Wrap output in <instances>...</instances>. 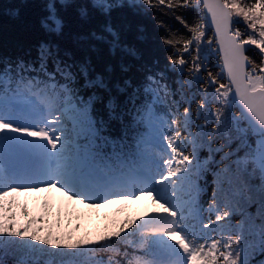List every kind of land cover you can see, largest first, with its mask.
Masks as SVG:
<instances>
[{
  "label": "snow or ice",
  "instance_id": "snow-or-ice-1",
  "mask_svg": "<svg viewBox=\"0 0 264 264\" xmlns=\"http://www.w3.org/2000/svg\"><path fill=\"white\" fill-rule=\"evenodd\" d=\"M0 16L19 24L0 47V264H264V0ZM48 191L154 207L95 235L20 222L8 198Z\"/></svg>",
  "mask_w": 264,
  "mask_h": 264
},
{
  "label": "rangeland",
  "instance_id": "rangeland-1",
  "mask_svg": "<svg viewBox=\"0 0 264 264\" xmlns=\"http://www.w3.org/2000/svg\"><path fill=\"white\" fill-rule=\"evenodd\" d=\"M13 195L14 199L12 197L8 199L12 198L15 200L12 211L18 219L23 220L22 217L24 216L20 217L21 209H23L30 216H46L49 224L54 226L55 223H51V219L48 216V214L52 213L55 215L57 222L60 223L62 230L75 232L77 236H82L86 233L98 234L106 226L119 222L125 216H143L145 211H151L154 207L151 200L146 197L132 203L121 201L107 208L85 209L82 205L68 201L55 191L16 193ZM49 207L51 209L58 207V211L55 213V210H50ZM77 225H79L78 229Z\"/></svg>",
  "mask_w": 264,
  "mask_h": 264
},
{
  "label": "trees",
  "instance_id": "trees-1",
  "mask_svg": "<svg viewBox=\"0 0 264 264\" xmlns=\"http://www.w3.org/2000/svg\"><path fill=\"white\" fill-rule=\"evenodd\" d=\"M19 27V24L17 22H12L10 20H8L7 18L0 16V47H3V44L5 43V41H7L8 39H10V37L12 36V34L17 30V28ZM14 196V195H12ZM11 196V197H12ZM13 198V197H12ZM12 198H10V200L13 201V203H15ZM58 208V207H57ZM51 209L49 207L50 210H55V213L58 211V209ZM85 208V207H84ZM87 209V208H85ZM90 209V208H89ZM22 211H24L23 209H21ZM22 211L20 212V217H22ZM49 211V210H48ZM48 213V212H47ZM48 216L51 219V223L54 222L55 224L57 223V219L55 218V215L50 213L48 214ZM22 219H18L20 222L24 221V217H22Z\"/></svg>",
  "mask_w": 264,
  "mask_h": 264
}]
</instances>
